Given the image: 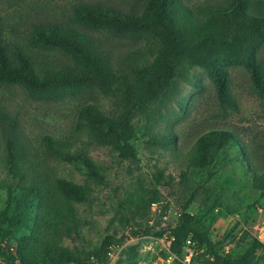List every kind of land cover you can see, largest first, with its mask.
<instances>
[{
    "label": "rangeland",
    "instance_id": "374dc122",
    "mask_svg": "<svg viewBox=\"0 0 264 264\" xmlns=\"http://www.w3.org/2000/svg\"><path fill=\"white\" fill-rule=\"evenodd\" d=\"M146 1L0 0V27L5 43L22 46L34 58L39 73L75 63L72 55L60 48L32 44L37 25L58 23L90 35L110 54L116 70L133 75L134 69L152 62L158 40L145 33L89 28L73 20V11L87 4L140 13ZM183 1L197 11L200 7L226 6L230 0ZM250 1L251 13L264 14V5L258 6L264 0ZM258 61L264 71V45ZM228 70L238 110L219 102L214 83L203 68L184 64L160 98L133 110L135 134L131 141L137 156L124 160L112 145L97 142L87 123L78 117L86 104H94L110 116L123 113L119 95L82 87L44 100L30 96L19 84H0V210L8 204V187L19 184L7 165V139L11 138L19 166L32 177L44 179L52 188L56 179H66L87 192L84 200L68 201L72 211L63 217L52 239L91 264L97 261L96 251L105 238L115 235L116 239L123 237L120 249L108 256L105 264H152L154 252L145 251L143 245L159 247L156 238L179 221V187L185 181L183 175L188 178L194 170L190 162L198 138L213 128L228 129L240 139L244 155L227 160L218 170V179L225 182L227 190L209 200L201 192L189 212L196 216V227L217 243L219 253L242 255L253 238L259 236L264 241V193L243 184L244 180L252 181L254 172L264 173V95L256 90L245 68L235 65ZM169 135L172 137L165 146L162 141ZM77 154L92 160L103 179L91 177L87 167L65 158ZM244 161L249 163L246 169ZM219 181L208 186L216 189ZM146 227L150 228L144 231ZM245 230L249 235L242 241ZM51 233L41 231L33 221L18 226L0 221V244L8 243L14 254L22 237L42 234L44 239ZM257 261L264 264L263 252ZM0 264H8L1 252Z\"/></svg>",
    "mask_w": 264,
    "mask_h": 264
},
{
    "label": "trees",
    "instance_id": "16d2710c",
    "mask_svg": "<svg viewBox=\"0 0 264 264\" xmlns=\"http://www.w3.org/2000/svg\"><path fill=\"white\" fill-rule=\"evenodd\" d=\"M263 5L264 1L258 3V6ZM251 7L250 0H230L226 6L200 7L197 11L183 0H147L140 13H129L113 5L76 6L73 20L84 26L119 34L145 33L158 40L152 62L134 69L133 75L116 70L110 54L90 35L73 25L58 23L37 25L32 44L60 48L71 54L75 63L45 68L39 73L34 58L22 46L9 47L5 43L0 27V84H19L30 96L44 100L82 87H96L106 95H119L123 113L110 116L98 106L86 104L79 109L78 117L87 123L97 142L117 149L120 159L136 157L137 150L131 141L135 134L133 110L160 98L184 64L203 68L214 83L219 102L230 109L238 110L239 105L231 91L229 66L245 68L256 90L264 95V71L258 61L264 45V14L251 13ZM171 137L169 135L162 144L166 146ZM46 140L52 142L48 137ZM7 152L9 173L19 179V184L8 187V204L0 210L1 223L18 226L33 221L41 231L48 229L52 233L50 238L44 239L42 234L22 237L16 254L8 243L0 244L5 260L8 264H87L80 255L52 239L63 217L72 211L68 201L86 199L85 188L62 178L56 179L52 188L44 179L32 177L19 166V154L11 138L7 139ZM239 155L243 156L244 150L231 130L213 128L198 138L190 162L194 170L188 178L183 175L185 181L179 187L181 214L172 229L171 245L176 254L183 255L185 247L190 245L198 251L196 262L259 264L257 256L264 253V243L258 238H253L240 256L219 253L217 243L196 227V216L189 212L201 192L209 200L227 190L225 182L218 179V170L225 167L227 160ZM65 158L87 167L91 177L103 179L92 160L79 154ZM242 163L248 168L247 161ZM214 180H220L216 189L208 186ZM243 184L264 193V173L254 172L252 181L244 180ZM248 235V231H243L241 240ZM122 238L107 236L96 251L97 261L91 264H105L109 246L120 243Z\"/></svg>",
    "mask_w": 264,
    "mask_h": 264
},
{
    "label": "built area",
    "instance_id": "2783aa9c",
    "mask_svg": "<svg viewBox=\"0 0 264 264\" xmlns=\"http://www.w3.org/2000/svg\"><path fill=\"white\" fill-rule=\"evenodd\" d=\"M152 204L155 205V203ZM161 224L164 226V228H168L164 222ZM172 229L169 228L168 232L164 233L162 237L156 238V243L160 244L159 247L152 249V247L148 246V244L146 243L143 245V249L145 251L153 250L154 252V260L152 264H213L211 262H196L194 258L197 256L198 251H196L190 245H187L185 247L183 255H178L173 252L171 249V245L174 240ZM257 238L264 243L261 237L258 236ZM190 243L191 240L188 241V244ZM118 249H120V243L109 246V256L112 255ZM211 261H214V258H211Z\"/></svg>",
    "mask_w": 264,
    "mask_h": 264
}]
</instances>
